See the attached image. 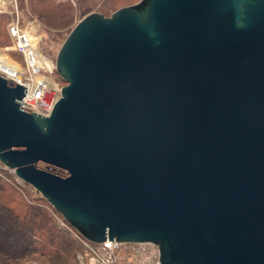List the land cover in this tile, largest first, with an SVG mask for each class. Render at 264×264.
<instances>
[{"label":"water","instance_id":"water-1","mask_svg":"<svg viewBox=\"0 0 264 264\" xmlns=\"http://www.w3.org/2000/svg\"><path fill=\"white\" fill-rule=\"evenodd\" d=\"M54 67L65 85L47 114L0 76L1 163L90 243L264 264V0L92 12Z\"/></svg>","mask_w":264,"mask_h":264},{"label":"rangeland","instance_id":"rangeland-1","mask_svg":"<svg viewBox=\"0 0 264 264\" xmlns=\"http://www.w3.org/2000/svg\"><path fill=\"white\" fill-rule=\"evenodd\" d=\"M53 1H68L72 6V11L69 12V19L66 17V20L69 22L60 28H55L42 23L32 12L30 0H22V3L20 0H0V54L6 55L10 61L20 62V56L14 52L12 41L9 39L6 32L7 24L18 18L20 26L25 28L31 35L40 56L47 61V64L49 63L42 71L47 77V83L49 86V92L45 93V107L47 109L49 107L51 108L54 101L59 97L60 88L65 85V82L58 75L54 67L58 48L69 29L74 26L76 21L89 13L101 10L98 6L101 2L103 3L106 0H89L86 3H83L82 7L79 0ZM113 1L116 2L113 8H118L135 3L138 0ZM111 10L112 8L104 13L105 16H109ZM17 179L18 180H12L8 177L3 179L16 186L15 191L12 188L9 190V192L11 191L9 193L10 197H13L12 199L14 202L21 203V207L31 204L35 211L45 215L48 218L47 220H49V223L53 224L55 227L52 233L55 240H57L56 242L67 240L68 245L65 248H58L56 251H54L56 245L51 246L53 248H49L50 251L47 252V250H45V253L41 254L40 250L44 246H41L40 243L29 240L34 243L31 246L33 250L25 252L19 251V256H10L9 258L7 257V260L10 261L11 264H23L28 261H35L40 264H77L75 261V255L77 252H83L84 250V245L80 239H78L77 234H75L74 230H72L68 224L66 225L64 222L60 221L62 219L61 216L47 202L42 200V197L36 193L29 184L24 183L18 177ZM46 248H48V246H46Z\"/></svg>","mask_w":264,"mask_h":264},{"label":"built area","instance_id":"built-area-1","mask_svg":"<svg viewBox=\"0 0 264 264\" xmlns=\"http://www.w3.org/2000/svg\"><path fill=\"white\" fill-rule=\"evenodd\" d=\"M6 32L12 41L14 52L20 56V62L0 61V76L25 86L19 108L26 112L47 114L51 109L45 107V93L49 92V86L46 75L42 73L47 64L42 61L31 35L20 26L18 18L7 24ZM5 177L18 180L14 169L0 162V178ZM60 221L67 225L63 219ZM74 232L77 234L75 230ZM77 237L84 245L83 252L75 255L77 264H160L158 247L149 241L119 242L105 238L104 241L94 244L78 234ZM23 264L40 263L28 261Z\"/></svg>","mask_w":264,"mask_h":264},{"label":"trees","instance_id":"trees-1","mask_svg":"<svg viewBox=\"0 0 264 264\" xmlns=\"http://www.w3.org/2000/svg\"><path fill=\"white\" fill-rule=\"evenodd\" d=\"M88 1L79 0V3L81 2L82 7L83 3ZM20 2L22 3V0ZM30 3L32 12L45 25L60 28L69 22L66 17L69 19L72 6L68 1L30 0ZM115 4L116 2L113 0L101 2L98 6L101 10H98V13L105 16L104 13L112 8L111 14L115 10L113 8ZM15 187L13 183H8L0 178V264H11L7 257H16L20 255V252L33 250L31 248L34 244L32 241L44 246L40 250L41 254L45 253V250L50 251L49 248H53L51 246L54 245H56L54 251L58 248H65L68 241L56 242L52 233L55 227L49 223L45 215L35 211L30 203V205L21 207V203L14 202L13 197H10L11 191L9 192V190L12 188L15 191Z\"/></svg>","mask_w":264,"mask_h":264},{"label":"bare ground","instance_id":"bare-ground-1","mask_svg":"<svg viewBox=\"0 0 264 264\" xmlns=\"http://www.w3.org/2000/svg\"><path fill=\"white\" fill-rule=\"evenodd\" d=\"M0 61L6 62V63H10L12 60L10 61V59H8V57L6 55L0 54ZM42 61L47 64V61L45 59L42 58Z\"/></svg>","mask_w":264,"mask_h":264}]
</instances>
